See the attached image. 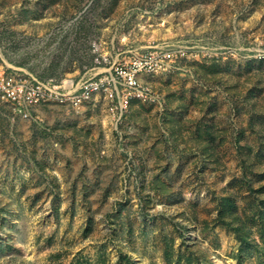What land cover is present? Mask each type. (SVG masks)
I'll use <instances>...</instances> for the list:
<instances>
[{"label": "rangeland", "instance_id": "rangeland-1", "mask_svg": "<svg viewBox=\"0 0 264 264\" xmlns=\"http://www.w3.org/2000/svg\"><path fill=\"white\" fill-rule=\"evenodd\" d=\"M168 45L188 56L120 118L0 106V264H264V0H0V74Z\"/></svg>", "mask_w": 264, "mask_h": 264}, {"label": "built area", "instance_id": "built-area-1", "mask_svg": "<svg viewBox=\"0 0 264 264\" xmlns=\"http://www.w3.org/2000/svg\"><path fill=\"white\" fill-rule=\"evenodd\" d=\"M93 64L77 79L41 78L24 68L13 67L0 74V106L7 105L14 116L28 120L40 105L56 104L78 110L94 96H102L110 110L127 111L133 101H153L155 93L142 80L143 75L169 72L187 57L184 46L154 47L127 59L98 53Z\"/></svg>", "mask_w": 264, "mask_h": 264}, {"label": "trees", "instance_id": "trees-1", "mask_svg": "<svg viewBox=\"0 0 264 264\" xmlns=\"http://www.w3.org/2000/svg\"><path fill=\"white\" fill-rule=\"evenodd\" d=\"M227 204H229V205H232V202H231V198L230 197H225L224 199H223V201H222V209L227 205ZM230 211H231V216H232V218H233V220L236 222V223H240L242 220H241V216L240 215H238V214H236L235 212H233L232 211V209L230 208ZM222 214H223V212H222ZM221 216H223V215H221ZM243 224H242V228H240V227H238V226H235V228H234V231L237 233V235L242 239L243 238V236H246V235H243L242 236V230L244 229V226H246V223H245V221L244 222H242ZM227 224H228V222H227ZM237 225V224H236ZM232 226H234V224H232ZM263 227H264V225H263ZM264 229V228H263ZM169 256V255H168ZM167 256V258L169 259V257ZM86 264H91V263H88V261H87V263Z\"/></svg>", "mask_w": 264, "mask_h": 264}]
</instances>
